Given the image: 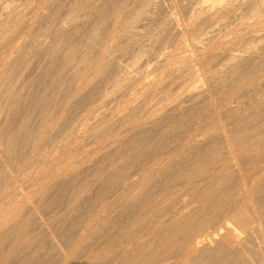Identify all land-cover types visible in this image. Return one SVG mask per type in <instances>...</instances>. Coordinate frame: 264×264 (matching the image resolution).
<instances>
[{
  "label": "bare ground",
  "instance_id": "1",
  "mask_svg": "<svg viewBox=\"0 0 264 264\" xmlns=\"http://www.w3.org/2000/svg\"><path fill=\"white\" fill-rule=\"evenodd\" d=\"M164 1L0 0V264H264V0Z\"/></svg>",
  "mask_w": 264,
  "mask_h": 264
},
{
  "label": "rangeland",
  "instance_id": "2",
  "mask_svg": "<svg viewBox=\"0 0 264 264\" xmlns=\"http://www.w3.org/2000/svg\"><path fill=\"white\" fill-rule=\"evenodd\" d=\"M164 1V0H163ZM167 1H169V0H167ZM165 3H166V0L164 1ZM168 3V2H167ZM145 27V26H144ZM143 27V28H144ZM149 29V30H148ZM150 31L151 32V30H150V28L148 27V26H146L145 27V29H143V31H145V33H146V35L145 36H143V38H144V40H145V42H147L148 41V39H149V36H151L150 34H149V32L148 31ZM147 38V40H146V38ZM181 38H187V35H185V37H184V35L183 36H180ZM168 44L169 43H167L166 44V46H168ZM131 55L133 56V54H130V55H125V56H121V57H119V59L122 61V63H131L130 65H133V63H134V61H132V57H131ZM36 57H33L32 59H35ZM134 60V59H133ZM29 63V62H28ZM128 63V64H129ZM145 64L146 63H144V64H142L141 66H140V69H146V66L148 67V68H150L151 66L149 65V64H151V63H147L146 64V66H145ZM135 65V64H134ZM133 65V66H134ZM152 65V64H151ZM144 68H143V67ZM15 77H16V80H15ZM14 77V80H13V83H15L16 81H18V79L20 78V74H16V76ZM112 89H113V87L112 86H110V88H109V90H108V92L110 91V93H108L107 95H104V96H101V97H98V98H94L92 101H91V103H89L88 105H86L85 107L84 106H81V108H82V111H81V108H77V109H80V110H78V111H74V109H75V107H74V105H73V101L75 100L74 99V96H71L70 98H69V100H68V103H66V105L64 106V110H63V112H62V116L59 118V120H58V122H60V124L62 123V124H64L63 125V129L62 130H64V131H60V130H58V129H56L55 128V136H53V140L51 141L53 144H60L59 143V140H60V142H61V144H62V142H66V137H68V136H70V135H74L73 136V138H68V139H72V140H74L73 141V144L74 145H80V143H81V147H80V149H79V155L84 159V160H86V162L90 159V158H92V157H94L96 154H98V153H100V149H101V147L103 148L104 146V148L102 149V151L103 150H105L107 147H108V144H106V141H107V143L109 142V140L108 139H105L104 137H102L99 133L98 134H96L97 132L96 131H98V130H92V129H95L96 127L94 126V124H95V117H94V114H90L89 113V109H91V108H93V109H95V106L97 107L94 111H97L98 110V112L99 111H102V110H104V111H106L107 112V114L109 115H107V118H110V120H113V119H115L116 118V116H117V111H116V109L119 107V105H120V99H118L119 98V96L118 95H115V94H111V91H112ZM134 90V92H135V88L133 89ZM132 90V91H133ZM131 91V90H130ZM134 92H133V95H134ZM128 93H130V94H132V92H129L128 91ZM129 94V95H130ZM115 95V96H114ZM137 95H139V96H137ZM137 95H135L136 96V98H133L134 99V101H139V100H141V95L140 94H137ZM134 96V97H135ZM106 98H107V100H106ZM112 98H113V100H112ZM137 99V100H136ZM105 100V101H104ZM109 100V101H108ZM154 101V100H153ZM102 102V103H101ZM114 102H116V103H114ZM106 103V104H105ZM151 103H152V101L151 102H148V104H146V105H151ZM99 104H101V105H99ZM113 104V105H112ZM107 105V106H106ZM118 105V106H117ZM91 107V108H90ZM104 107V108H103ZM100 108V109H99ZM102 108V109H101ZM116 108V109H115ZM115 109V111L113 112V110ZM95 113H97V112H95ZM114 113V114H113ZM116 113V114H115ZM89 116H90V118H89ZM93 118H94V120H93ZM88 120V121H87ZM85 121V122H84ZM86 122H87V124H86ZM88 122H89V124H88ZM92 125V126H91ZM64 126H66V127H64ZM69 126H70V128H69ZM90 126V128H86V127H89ZM73 128V130H72V128ZM87 129V130H85V129ZM89 129V130H88ZM97 129V128H96ZM83 130H85V132L83 131ZM118 130H120L119 128H117L115 131H118ZM77 131V132H76ZM87 131V132H86ZM65 132H66V134H69V135H67L66 136V134H65ZM83 132V133H82ZM61 133V134H60ZM62 133H64V136H66L65 138H64V136H63V134ZM76 133H77V135H76ZM79 133V134H78ZM82 133V134H81ZM53 134V135H54ZM60 135V136H57V135ZM81 134V135H80ZM100 135V136H99ZM63 136V137H62ZM76 136V137H75ZM78 136H80V138H81V141L82 142H80V141H78ZM100 137H102V138H100ZM64 138V139H63ZM76 138V139H75ZM94 138V139H93ZM99 138V139H98ZM98 139V140H97ZM102 139V140H101ZM104 139V140H103ZM55 140V141H54ZM71 140V141H72ZM80 140V139H79ZM94 140H96V142H94ZM100 140V141H99ZM58 141V142H57ZM77 141V142H76ZM88 141V142H87ZM92 141V142H91ZM46 143V144H42L43 146H42V151H44V152H47L48 151V147L49 146H51L52 145V143ZM57 142V143H56ZM64 142V143H65ZM78 142H80L79 144H78ZM86 142V143H85ZM94 142V143H93ZM99 142H100V146H99ZM90 143V144H89ZM96 143V144H95ZM97 143H98V146L99 147H97ZM102 143V144H101ZM105 145H104V144ZM51 144V145H50ZM94 144V145H93ZM85 145V146H84ZM104 145V146H103ZM48 146V147H47ZM92 146V147H91ZM89 148V149H88ZM92 148H97V149H93L92 150ZM86 149V150H85ZM46 150V151H45ZM91 150V151H90ZM84 151H86L85 153H84ZM87 151H88V153H87ZM90 151V152H89ZM83 152V153H82ZM96 152V153H95ZM82 155H81V154ZM84 154V155H83ZM89 156H88V155ZM95 154V155H94ZM84 156V157H83ZM88 156V157H87ZM33 162V160H29V161H26L23 165H21L19 168H15L13 171H14V175L16 176V178L18 179H20L19 180V182H20V184H21V187H23L24 189H31L32 188V177L34 176V174H36V169H34V164H33V166H32V163ZM34 163H35V160H34ZM34 169V170H33ZM31 172V174H30V172ZM32 171H34V173L32 172ZM28 174V175H27ZM27 175V176H26ZM27 177L28 178V181H27V178H25V177ZM29 178H31V179H29ZM21 179H23V180H21ZM31 182V183H30ZM31 187V188H30ZM248 206V208H249V205L247 204L246 206H245V210H248V208H246ZM250 209V208H249ZM229 218V219H228ZM227 218V221H229L231 224L234 222V220H232V218L231 217H228ZM230 219H231V221H230ZM233 224H235V222L233 223ZM236 225V224H235ZM176 254V253H175ZM179 256V257H178ZM170 260V261H169ZM180 260H181V255H180V253H179V255H174V254H172V257H170L169 259H168V261L169 262H173V263H180Z\"/></svg>",
  "mask_w": 264,
  "mask_h": 264
}]
</instances>
